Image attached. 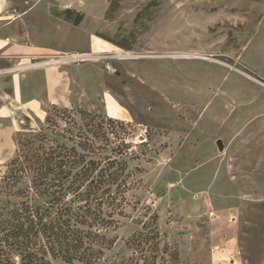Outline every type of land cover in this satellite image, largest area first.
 Instances as JSON below:
<instances>
[{
	"label": "rangeland",
	"instance_id": "1",
	"mask_svg": "<svg viewBox=\"0 0 264 264\" xmlns=\"http://www.w3.org/2000/svg\"><path fill=\"white\" fill-rule=\"evenodd\" d=\"M12 5L24 10L19 31L0 38L60 59L109 55L112 69L60 62L71 107L46 104L43 119L0 110V180L21 142L45 131L87 159L127 161L129 205L97 264H264V0ZM26 72L16 74L23 90ZM48 93L39 82L23 100Z\"/></svg>",
	"mask_w": 264,
	"mask_h": 264
},
{
	"label": "trees",
	"instance_id": "2",
	"mask_svg": "<svg viewBox=\"0 0 264 264\" xmlns=\"http://www.w3.org/2000/svg\"><path fill=\"white\" fill-rule=\"evenodd\" d=\"M64 13L75 25L83 19L72 9ZM52 135L22 141L0 180V264H97L113 242L107 234L117 227L115 217L125 216L130 187L119 171L127 161L87 159Z\"/></svg>",
	"mask_w": 264,
	"mask_h": 264
},
{
	"label": "crops",
	"instance_id": "3",
	"mask_svg": "<svg viewBox=\"0 0 264 264\" xmlns=\"http://www.w3.org/2000/svg\"><path fill=\"white\" fill-rule=\"evenodd\" d=\"M24 10L15 8L12 0H0V34L4 32L12 33L19 31L18 17ZM114 47L113 44L109 43ZM51 50L29 47L18 43L17 35L7 34L0 38V110H8L17 117H46V104L61 105L65 107L72 106V100L69 96L70 86L66 81L63 84L62 76L58 71L57 64H45L38 58L53 57ZM37 60L35 63L33 61ZM20 71H27L30 75L26 77V92L35 90L37 84L44 83L48 90L46 101L33 99L27 102L23 100V87L18 86V74ZM43 72V73H42ZM8 74L16 75L12 79ZM63 85L65 88H63ZM61 88L63 92L60 93ZM18 93L20 94L17 96ZM51 93V94H50ZM120 112V110L118 109ZM16 119V118H15Z\"/></svg>",
	"mask_w": 264,
	"mask_h": 264
},
{
	"label": "built area",
	"instance_id": "4",
	"mask_svg": "<svg viewBox=\"0 0 264 264\" xmlns=\"http://www.w3.org/2000/svg\"><path fill=\"white\" fill-rule=\"evenodd\" d=\"M111 56L109 55H101V54H84V53H76V54H70L68 57H63V58H59V57H50L46 62H44L45 64H59L60 62H73V63H80L83 61H87V60H99V59H105L106 62V67L108 69H112V66L110 64V60H111Z\"/></svg>",
	"mask_w": 264,
	"mask_h": 264
},
{
	"label": "water",
	"instance_id": "5",
	"mask_svg": "<svg viewBox=\"0 0 264 264\" xmlns=\"http://www.w3.org/2000/svg\"><path fill=\"white\" fill-rule=\"evenodd\" d=\"M218 146H219V149H220L221 151L224 150V144H223L222 141H218Z\"/></svg>",
	"mask_w": 264,
	"mask_h": 264
}]
</instances>
